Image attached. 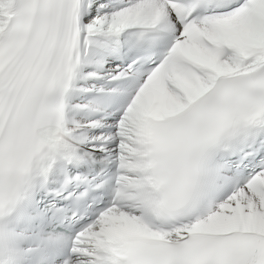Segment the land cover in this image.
Masks as SVG:
<instances>
[{
	"label": "snow or ice",
	"instance_id": "1",
	"mask_svg": "<svg viewBox=\"0 0 264 264\" xmlns=\"http://www.w3.org/2000/svg\"><path fill=\"white\" fill-rule=\"evenodd\" d=\"M0 264H264V0H0Z\"/></svg>",
	"mask_w": 264,
	"mask_h": 264
}]
</instances>
